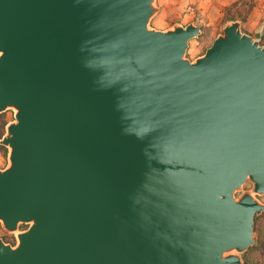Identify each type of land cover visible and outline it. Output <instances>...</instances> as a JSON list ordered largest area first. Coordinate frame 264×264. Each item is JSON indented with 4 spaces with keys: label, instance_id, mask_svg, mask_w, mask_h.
I'll return each instance as SVG.
<instances>
[{
    "label": "water",
    "instance_id": "1",
    "mask_svg": "<svg viewBox=\"0 0 264 264\" xmlns=\"http://www.w3.org/2000/svg\"><path fill=\"white\" fill-rule=\"evenodd\" d=\"M153 0H0V113L19 109L0 264H241L264 192V46L150 31Z\"/></svg>",
    "mask_w": 264,
    "mask_h": 264
},
{
    "label": "rangeland",
    "instance_id": "2",
    "mask_svg": "<svg viewBox=\"0 0 264 264\" xmlns=\"http://www.w3.org/2000/svg\"><path fill=\"white\" fill-rule=\"evenodd\" d=\"M237 6H232L235 2ZM252 4L254 5L252 7ZM230 8L231 11H226ZM148 19L150 31L176 32L189 27L198 28L199 34L189 41L183 61L196 64L206 56L217 40L226 36L229 27L235 25L238 31L264 46V0H153ZM247 17L246 20L238 18ZM232 16L236 20H229ZM237 16V17H236ZM19 109L8 107L0 113V173L13 166L14 148L3 143L10 136V127L17 123ZM251 196L262 210L255 215L253 242L244 250L237 248L224 252L223 258H238L241 264H264V192L256 191L255 182L247 180L233 193L234 200L239 203L245 196ZM34 224L33 221H22L14 230L9 229L0 219V241L13 250L19 248L21 235Z\"/></svg>",
    "mask_w": 264,
    "mask_h": 264
},
{
    "label": "trees",
    "instance_id": "3",
    "mask_svg": "<svg viewBox=\"0 0 264 264\" xmlns=\"http://www.w3.org/2000/svg\"><path fill=\"white\" fill-rule=\"evenodd\" d=\"M238 5V2L236 1L232 6H237ZM254 5L252 4V7H253ZM226 11H231V9L230 8H228V9H226ZM237 17V16H236ZM238 18H241V19H243V21L244 20H246V18L247 17H243V16H239ZM237 18H235V16H232L231 18H229V20H236Z\"/></svg>",
    "mask_w": 264,
    "mask_h": 264
},
{
    "label": "bare ground",
    "instance_id": "4",
    "mask_svg": "<svg viewBox=\"0 0 264 264\" xmlns=\"http://www.w3.org/2000/svg\"><path fill=\"white\" fill-rule=\"evenodd\" d=\"M1 56H3L4 55V52H1V54H0Z\"/></svg>",
    "mask_w": 264,
    "mask_h": 264
}]
</instances>
